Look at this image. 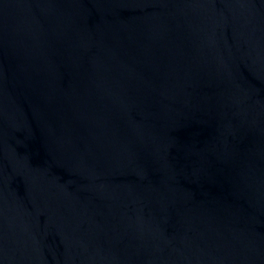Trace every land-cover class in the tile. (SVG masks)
<instances>
[{
  "label": "water",
  "instance_id": "obj_1",
  "mask_svg": "<svg viewBox=\"0 0 264 264\" xmlns=\"http://www.w3.org/2000/svg\"><path fill=\"white\" fill-rule=\"evenodd\" d=\"M0 264H264V0H0Z\"/></svg>",
  "mask_w": 264,
  "mask_h": 264
}]
</instances>
